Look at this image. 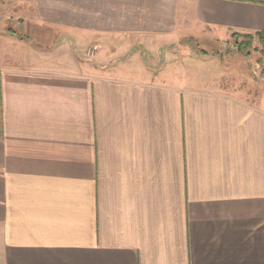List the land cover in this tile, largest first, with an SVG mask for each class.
<instances>
[{"label": "crops", "instance_id": "0c3cea01", "mask_svg": "<svg viewBox=\"0 0 264 264\" xmlns=\"http://www.w3.org/2000/svg\"><path fill=\"white\" fill-rule=\"evenodd\" d=\"M235 35L264 0H0V264H264V89L173 58Z\"/></svg>", "mask_w": 264, "mask_h": 264}, {"label": "rangeland", "instance_id": "374dc122", "mask_svg": "<svg viewBox=\"0 0 264 264\" xmlns=\"http://www.w3.org/2000/svg\"><path fill=\"white\" fill-rule=\"evenodd\" d=\"M247 37L249 36L235 35L228 42H226L225 45L207 43L208 48H202L200 46L198 47L196 44L188 45L184 49L178 47L173 58L180 62L178 67L183 78L185 76L188 78L193 77V80L198 78L202 79L205 77L207 78L209 74H213L215 72L219 74L221 70H225L227 73H229L228 75H231L234 78L236 77L234 81L235 85L233 82V86L230 85V87L236 88V90L231 88L232 92H241L240 90L238 91V88L240 89L239 77H243L246 80L245 83H247L245 84L247 85L246 88L249 89L253 94H258L262 92V89H264V48L255 38V40L250 44V54L245 53L247 50L242 53L239 52L238 43L250 42ZM0 45L5 46L4 42ZM215 46H219L220 48L217 49L225 52L220 54L221 58L223 55L227 57L225 60H222L223 62H221L220 59L208 62L206 59L208 56H210L211 52L216 49H214ZM189 48H191L193 51ZM203 52L207 54H203ZM215 54L216 56L217 54L219 55L218 52ZM166 58H168L167 54ZM146 60L152 68H156V66H158L153 64L155 62L150 60L149 55H146ZM168 61L169 58L166 63H168ZM252 86H254V88ZM251 88L253 90H251Z\"/></svg>", "mask_w": 264, "mask_h": 264}, {"label": "trees", "instance_id": "16d2710c", "mask_svg": "<svg viewBox=\"0 0 264 264\" xmlns=\"http://www.w3.org/2000/svg\"><path fill=\"white\" fill-rule=\"evenodd\" d=\"M21 38H22V36H20ZM249 40H250V42H242V43H238L239 45V52H244V51H246L247 50V52H245V53H247V54H250V49H251V46H250V44H251V42H253L254 40H255V38L259 41V43L262 45V47L264 48V35H258V36H255V37H253V36H249V37H247ZM23 39V38H22ZM264 61V60H263ZM264 65V64H263Z\"/></svg>", "mask_w": 264, "mask_h": 264}, {"label": "built area", "instance_id": "2783aa9c", "mask_svg": "<svg viewBox=\"0 0 264 264\" xmlns=\"http://www.w3.org/2000/svg\"><path fill=\"white\" fill-rule=\"evenodd\" d=\"M95 53H96V48H95V47L90 48V49H88V51H87V54H88V56H89L90 58L93 57V56L95 55Z\"/></svg>", "mask_w": 264, "mask_h": 264}]
</instances>
